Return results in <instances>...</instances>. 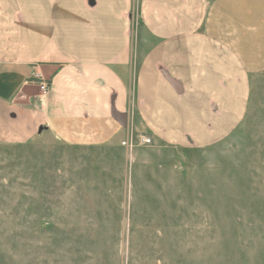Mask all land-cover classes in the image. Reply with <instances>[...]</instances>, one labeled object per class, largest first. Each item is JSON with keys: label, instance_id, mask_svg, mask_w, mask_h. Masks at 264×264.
I'll return each mask as SVG.
<instances>
[{"label": "crops", "instance_id": "crops-1", "mask_svg": "<svg viewBox=\"0 0 264 264\" xmlns=\"http://www.w3.org/2000/svg\"><path fill=\"white\" fill-rule=\"evenodd\" d=\"M263 71L264 0H0V144L45 132L93 148L139 128L205 149L241 123Z\"/></svg>", "mask_w": 264, "mask_h": 264}, {"label": "rangeland", "instance_id": "rangeland-1", "mask_svg": "<svg viewBox=\"0 0 264 264\" xmlns=\"http://www.w3.org/2000/svg\"><path fill=\"white\" fill-rule=\"evenodd\" d=\"M141 136L0 144V264H264V71L224 141Z\"/></svg>", "mask_w": 264, "mask_h": 264}, {"label": "built area", "instance_id": "built-area-1", "mask_svg": "<svg viewBox=\"0 0 264 264\" xmlns=\"http://www.w3.org/2000/svg\"><path fill=\"white\" fill-rule=\"evenodd\" d=\"M32 78H33V81L36 83L38 89H39V92L42 94V95H47L48 93V82L46 81V79L42 76V74L38 71H34V73L32 74ZM130 143L129 140L127 141H124L122 143L123 146H128ZM140 143L142 145H150L152 143L151 139L146 137V136H141L140 137Z\"/></svg>", "mask_w": 264, "mask_h": 264}, {"label": "water", "instance_id": "water-1", "mask_svg": "<svg viewBox=\"0 0 264 264\" xmlns=\"http://www.w3.org/2000/svg\"><path fill=\"white\" fill-rule=\"evenodd\" d=\"M117 117V120L122 124V125H125V118L124 117H121V116H116Z\"/></svg>", "mask_w": 264, "mask_h": 264}]
</instances>
